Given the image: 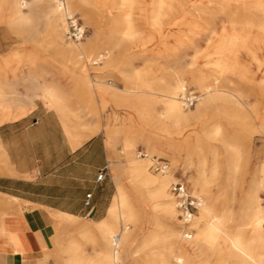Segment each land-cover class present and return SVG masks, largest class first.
<instances>
[{"label": "rangeland", "instance_id": "obj_1", "mask_svg": "<svg viewBox=\"0 0 264 264\" xmlns=\"http://www.w3.org/2000/svg\"><path fill=\"white\" fill-rule=\"evenodd\" d=\"M90 1H97L99 5H69L70 13L79 17L86 27L82 42L89 50L88 57L85 55L83 59L87 72L82 69L81 54L63 55L58 51V33L52 25L53 1L40 0L36 3L30 10L28 23L7 22L9 6L5 4L2 7L5 20L0 21V34L2 32L5 37H10L7 51L18 48L19 55L3 65L0 89L8 98H13L14 104L22 100L35 103L41 100L48 107L55 108L49 106L39 95L46 85L54 86L64 97L70 111L76 114L77 119H73V124L100 122V130H104L106 136L105 123L109 121L111 125L121 126L123 115L127 111L115 104L119 118L111 116L113 108L110 104L101 105V96L94 86V80H103L107 85L117 86L118 89L135 88L156 80L159 81L157 91L161 92L182 75L188 80L187 92L190 90L201 94L208 85L234 91V96L219 98L204 108L197 120L194 119L193 125L183 129V134L177 133L178 128L170 133L157 131L156 139H159L160 145L168 142L172 144V148L164 151L149 148L150 143L146 137L155 133V129L142 125V135L135 136L134 155L138 156L142 150L151 157L166 159L170 163L169 171L173 176L169 181V192L172 183L183 181L194 195H200L192 189V176L197 175L195 163L199 155H207L209 163L206 174L210 180L209 189L214 195L217 213L232 212L229 228L236 232L248 220L253 209L257 208L260 196L263 198L264 208V51H255L253 46V36L257 33L253 24L262 14L264 0H192L181 12L170 10L167 20L158 28L150 18L153 12L151 0H134L131 8L134 28L132 36L123 34L126 28L125 10L110 8L104 4L107 0ZM83 8L89 9L92 19L86 17ZM67 28L68 18L66 27H63L65 42L62 44L72 53L76 42L68 38ZM236 35L239 39L234 41ZM244 36H247L245 40ZM236 53L240 62L249 69L243 81L235 74L217 75L211 71L212 62L234 57ZM100 54L104 56L99 57ZM94 60L98 62L95 63ZM184 70L189 72H182ZM201 74L206 77L207 82L200 85L192 81V75ZM198 103L199 101L185 108L195 110ZM155 106L159 112L164 109L163 102H158ZM159 117L161 123L167 122L161 114ZM217 127L221 128V133L215 136ZM195 129L202 134L200 146H194L192 150L182 147L180 143L184 137H194L192 131ZM123 139L122 133L116 138L114 147L119 157H115V161L129 156L127 152L120 154ZM224 140L240 147V160L236 168L229 161L231 156L222 144ZM193 150L196 153L192 155ZM215 153L219 154L220 171L214 177L212 167ZM147 164L151 165V161ZM149 171L158 176L164 174L152 169ZM111 174L107 180L111 191L115 193L117 182L113 163ZM124 181L129 183L128 175H125ZM140 188L139 192L143 193L142 208L137 205L136 209L142 211V229H136V239L130 248V256L126 255L122 264H148L145 260L146 254L157 248L165 249L168 241L174 238L171 235L174 227L191 235L198 229L196 221L190 226L184 225L182 221H174L170 226L164 214L154 210L153 203L148 198V191L153 187ZM131 189L129 185V190ZM171 193L176 201L175 194L172 191ZM111 201L97 215L82 217L77 221L69 220L63 222L64 224L55 222L51 246L46 248L44 257H37L36 263L99 264L108 247L94 223L108 216ZM3 211L14 212L11 206L9 210L0 206V215ZM4 223L10 230L23 229L16 222ZM83 224H90L93 228L88 236L77 231ZM152 233L161 235L163 243L151 244L142 249V243ZM71 238L76 240L74 251H59V245L65 246ZM188 240L193 245L186 249L190 258L189 264H237L239 261L237 257L228 256L231 254L229 247H224L222 251L215 250L209 244L197 243L194 237Z\"/></svg>", "mask_w": 264, "mask_h": 264}, {"label": "bare ground", "instance_id": "obj_2", "mask_svg": "<svg viewBox=\"0 0 264 264\" xmlns=\"http://www.w3.org/2000/svg\"><path fill=\"white\" fill-rule=\"evenodd\" d=\"M39 1L40 0H0V21L5 20V16L2 14V7L7 4L9 6V11L6 16L7 22L28 23L30 10ZM51 1H53V5L51 6V13L53 14L52 25L55 26V32L58 33L59 38L58 51L63 55L76 54L79 56L81 54L82 69L84 72H87L86 66L83 65V59L85 55L87 57L89 55L88 48L85 47L81 40L74 41L76 42V46H74L75 49L72 53L65 48L63 46L65 42L63 27H66V19L68 16L72 15L69 11V5L84 6V4L93 3L98 6L99 2H92L90 0H65L64 3H62L61 0ZM191 1L192 0H151L153 11L150 15L151 21L154 26L158 28L167 20V13L170 10L174 9L176 12H181ZM104 2V4L112 9L120 8L125 10L124 20L126 22V28L123 34L125 36H132L134 28L131 8L134 5V0H107ZM83 9L86 17L92 19L89 9ZM253 26L257 32L253 36L254 43L260 50H264V6L262 14L255 21ZM245 38H247V36H244L243 39L245 40ZM235 39L238 40L239 37L236 35L234 41ZM13 52L17 54L19 50L16 49ZM103 56L104 55L100 54L99 57ZM94 62L97 63L98 60H94ZM111 62L110 60V63ZM210 66L211 71L217 75L231 73L239 76L241 79H244L246 72H249L248 67L240 62L237 53L234 57L216 60L212 62ZM182 72L189 71L184 70ZM191 79L200 85L207 82L206 77L202 76V74L192 75ZM93 82H95L94 86L96 89L109 92L115 104L118 107L125 108L127 111L126 115L122 118L123 124L121 126L118 125L109 128L108 133L110 136L115 137L122 133L125 139L123 153L127 152L129 156L126 158V163L114 165L117 192L108 209V216L94 223L96 224V229L102 234L106 246L108 247L99 264H116V261L122 264L124 257L126 255L130 256V248L136 239V229L138 227L142 229V211L140 212L136 209L137 205L142 208L143 193L139 192L141 189L140 187H153L148 191V198L153 203L154 210L164 214L170 226L173 225L174 221H181L179 214L177 215L179 211L177 202L174 201L171 191L169 192V181L171 177H173L171 171L165 172L162 176L155 175L149 171L150 164L148 166L147 162L150 161L148 158L134 155V149L136 147L135 136L142 135V125H149L155 129V133L150 132L151 134L146 137L148 138L147 141L150 143L149 148L154 151H164L166 148H172V144L170 145V142H168L166 145H160L161 143L158 142L159 139H156L158 135L157 131L161 130L170 133L173 129L178 128L177 133L179 135L183 134V129H186L191 124L193 125L194 119L197 120L204 108L212 105L219 98L226 97L227 99L234 96L235 92L213 88L208 85L203 88L204 91L201 94H198L199 103L197 104V108L195 110H187L185 107L188 108L190 106H187L183 99L188 91V80L182 75H180L172 85H169L166 89L164 88V90L161 91L163 93L157 91L159 81L156 80L141 84L135 88L127 87L124 89H118L117 86L107 85L102 81L94 80ZM45 96L53 104L61 101L59 93L53 87H50L46 91ZM158 102H163L164 104L162 112L157 111L155 105ZM107 105L108 103L105 102L102 106ZM242 112L244 113V111ZM159 114L165 117L167 122L161 123ZM192 132L194 133V137L186 136L182 143L179 142L182 147L189 150H192L194 146H200L199 142L202 141L201 131L195 129ZM219 133H221V128L217 127L214 131V135L218 136ZM222 144L226 151L230 153L231 157L229 161L232 163L233 168H236L238 160H240L239 145H235L227 140H224ZM195 153L194 150L191 152L192 155ZM218 157L219 154L215 153V160L212 167L214 177L217 176L220 171V159H218ZM198 158L199 159L195 163L197 175L192 176V189L194 192L200 193L198 196L202 199V205L199 207L192 220V222L196 221L198 224L197 232L191 235L190 233H185V231L181 232L178 228L174 227L171 234L174 238L168 241L169 244L165 249L157 248L150 254H146V262L148 264H189L190 258L186 254V249L193 246L188 239L194 237L197 243L209 244L215 250L222 251L224 247H229L231 254L228 256L230 258L237 257L239 259L237 264H264V208L262 205V196L258 197L259 205L248 215V220L241 225V228L236 232H232L229 228L230 219L233 215L232 212L218 214L214 202L215 199L213 198L214 195H212L209 189L210 180L206 174L207 165L209 163L208 156L199 155ZM118 170H120V172H118ZM125 175H128V184L124 181ZM129 185L133 191L132 189L129 190ZM203 195H205L204 198ZM73 221L77 220L74 219ZM159 225L163 226L161 224ZM8 227L9 226L6 225L1 226L0 232L9 237L11 230ZM78 228L77 231L85 236H88L93 229L90 224H83ZM162 243L163 238L161 235L159 236L156 233H152V235L142 243L141 248L149 247L151 244ZM75 244L76 240L71 238L65 246L62 244L59 245V251H74L73 247ZM222 261L224 260L222 259Z\"/></svg>", "mask_w": 264, "mask_h": 264}, {"label": "crops", "instance_id": "obj_3", "mask_svg": "<svg viewBox=\"0 0 264 264\" xmlns=\"http://www.w3.org/2000/svg\"><path fill=\"white\" fill-rule=\"evenodd\" d=\"M1 34L0 72L8 60L19 55L13 52L18 48L7 51L10 37ZM253 46L255 51L260 50L254 41ZM50 87L55 88L46 85L39 95L56 109L41 100L14 104L13 98L0 89V206L8 210L11 206L14 211H3L0 225L8 226L4 221H11L23 226L11 230L9 237L0 232V264H38L37 257H43L51 246L55 222L94 216L107 208L117 192V187L115 193L111 191L107 180L112 175L111 164L126 163L124 158L115 161L119 157L114 147L118 135L110 136L108 132L116 124L105 123L107 136L100 130V122L99 127L95 122L73 124L76 114L57 88L60 102L53 104L46 98ZM96 90L101 105L110 104L111 116L119 118L111 94ZM124 144L125 139L120 154H124ZM105 167L108 175L99 181L98 175ZM89 193L90 206L86 205Z\"/></svg>", "mask_w": 264, "mask_h": 264}, {"label": "built area", "instance_id": "obj_4", "mask_svg": "<svg viewBox=\"0 0 264 264\" xmlns=\"http://www.w3.org/2000/svg\"><path fill=\"white\" fill-rule=\"evenodd\" d=\"M62 3L65 0H61ZM67 36L73 41H82L86 35V27L83 25L81 19L76 15L68 16V28ZM197 92H192L189 90L186 96L184 97V102L187 106H193L198 101ZM139 156L143 158H148L151 161L150 169L155 172L165 173L170 169V163L162 158L156 156H150L146 151H139ZM108 172V167L103 168L99 175L98 180L102 181L106 178ZM171 191L175 194V199L177 202V207L179 209V217L184 225L190 226L193 220L194 215L196 214L199 207L202 205V199L198 195L192 194L186 186V183L183 181L174 182L171 184ZM92 193L87 195L86 205H91ZM189 234V233H188ZM116 264H120L119 261H116Z\"/></svg>", "mask_w": 264, "mask_h": 264}]
</instances>
